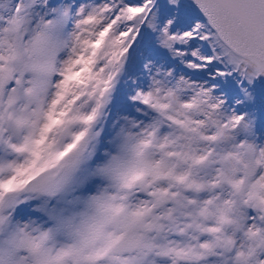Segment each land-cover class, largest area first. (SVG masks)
Segmentation results:
<instances>
[{"label":"snow or ice","instance_id":"1","mask_svg":"<svg viewBox=\"0 0 264 264\" xmlns=\"http://www.w3.org/2000/svg\"><path fill=\"white\" fill-rule=\"evenodd\" d=\"M0 264H264V0H0Z\"/></svg>","mask_w":264,"mask_h":264}]
</instances>
